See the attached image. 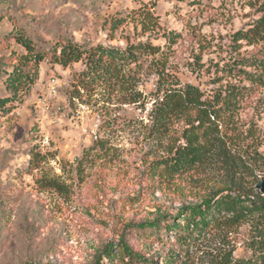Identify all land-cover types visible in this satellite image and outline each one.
Segmentation results:
<instances>
[{
  "label": "rangeland",
  "instance_id": "rangeland-1",
  "mask_svg": "<svg viewBox=\"0 0 264 264\" xmlns=\"http://www.w3.org/2000/svg\"><path fill=\"white\" fill-rule=\"evenodd\" d=\"M256 1L0 0V97L11 94L6 72L28 52L17 41L19 29L45 53L38 64L29 62L35 73L30 89L0 111V264H92L107 245L117 250L123 240L165 264L173 233L159 238L132 225L159 214L176 221L182 206L209 196L226 176L217 155L204 171L169 180L151 172L152 160L181 143L184 129L182 121L160 131L151 126L157 84L192 83L212 96L221 84L215 83L217 65L228 56L232 33L257 18ZM116 19L122 21L118 26ZM168 33L176 39L172 46ZM68 41L122 49L150 41L170 51L156 56L165 62L168 79L155 71L150 56L129 66L143 93L137 102H125L119 89L109 94L100 87L73 97L86 59L63 66L53 57ZM52 77L55 94L48 89ZM240 120L241 126L220 127L227 146L239 147L253 167L243 181L259 190L264 86L254 89ZM35 152L41 155L30 167ZM247 235V225L210 231L175 264H214L229 251L245 258Z\"/></svg>",
  "mask_w": 264,
  "mask_h": 264
},
{
  "label": "trees",
  "instance_id": "trees-1",
  "mask_svg": "<svg viewBox=\"0 0 264 264\" xmlns=\"http://www.w3.org/2000/svg\"><path fill=\"white\" fill-rule=\"evenodd\" d=\"M179 1L200 4L203 0ZM253 6L258 16L232 33L226 49L228 56L223 60L224 64L217 65L216 69L215 83L221 84L215 87L212 96L192 83L180 85L170 81L165 85L157 84V95L151 109V126L160 131L173 126L176 121H182L184 129L183 141L169 146L166 156L152 160L151 172L169 180L170 177L185 173L204 171L217 155L224 161L226 176V183L213 190L209 196L200 202L182 206L176 221L170 214H159L151 220L132 225L134 230L159 238L162 233H173L172 246L163 257L165 264L178 262L179 254L187 255L208 232L236 231L243 225L248 226L246 248L250 255L238 259L229 251L214 264H264V194L243 181L242 175L248 170L252 171L253 167L245 164L239 147L227 146V134H223L220 127L241 126V112L247 101L256 87L264 86V0H257ZM115 21L116 26L122 22L118 19ZM16 35L17 41L28 52L20 57L11 71L6 72V84L11 94L0 97V111H6L9 103L27 92L34 83L35 73L29 70V62L38 64L45 57V53L35 49L33 42L21 29ZM165 36L172 46L176 40L173 34ZM168 52L150 41L131 43L124 49L104 45L85 48L77 42L68 41L61 46L59 53L55 48L53 57L63 66L83 57L86 59V68L75 83L73 97H81L82 91L93 93L100 87L109 94L119 89L125 102L134 103L143 97V93L136 90L137 82L129 66L132 63L140 65L152 56L155 71L168 79L165 62L156 58L158 54L165 55ZM40 155L39 152L33 153L29 160L30 167L37 165ZM41 157L42 160L45 158ZM51 182L53 187H60L59 182ZM118 247L116 250L114 244L107 245L92 264H160L157 259L135 250L125 240Z\"/></svg>",
  "mask_w": 264,
  "mask_h": 264
},
{
  "label": "built area",
  "instance_id": "built-area-1",
  "mask_svg": "<svg viewBox=\"0 0 264 264\" xmlns=\"http://www.w3.org/2000/svg\"><path fill=\"white\" fill-rule=\"evenodd\" d=\"M48 89L50 93H54V94L57 93V78L56 77L51 78ZM43 99L47 101L48 98L44 96Z\"/></svg>",
  "mask_w": 264,
  "mask_h": 264
},
{
  "label": "water",
  "instance_id": "water-1",
  "mask_svg": "<svg viewBox=\"0 0 264 264\" xmlns=\"http://www.w3.org/2000/svg\"><path fill=\"white\" fill-rule=\"evenodd\" d=\"M257 188L264 194V178L258 182Z\"/></svg>",
  "mask_w": 264,
  "mask_h": 264
}]
</instances>
